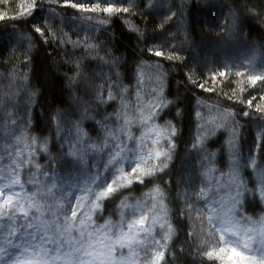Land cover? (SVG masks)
Returning <instances> with one entry per match:
<instances>
[{"label":"snow or ice","instance_id":"snow-or-ice-1","mask_svg":"<svg viewBox=\"0 0 264 264\" xmlns=\"http://www.w3.org/2000/svg\"><path fill=\"white\" fill-rule=\"evenodd\" d=\"M155 7L157 0L128 5L25 0L11 7V15L0 10L5 21L47 8L32 29L56 53L53 78L43 85L33 76L38 46L33 33L14 31L6 42L11 53L0 80L15 90L0 98L4 151L11 160L0 168V264H173L181 254L195 257L187 264H264V69L225 66L209 74L219 83L237 78L229 93L220 89L227 101L246 106L237 112L219 100L197 97L193 103L174 92L168 70L158 61L139 58L126 66V56L103 37L104 28L113 16L123 15L128 30L144 41L146 30L131 17L140 8ZM212 7L210 0H181L179 11L170 4L156 27L165 30L178 17L177 31L167 48L157 44L147 51L183 62L186 57L173 49L198 51L193 21L184 10L210 15ZM227 7L216 34L246 37L248 18L264 27V11L245 8L240 0ZM69 8L82 14L77 22L63 15ZM204 58L209 59L207 53ZM186 75L202 91L217 92L205 88V78L196 72ZM258 85L257 95L245 96ZM58 89L67 90V103L58 101ZM243 117L257 118L255 144L248 152ZM182 120L194 121V132L185 154L189 164L176 176L173 197L172 177L163 183L160 177L176 162ZM110 169L114 174L108 179ZM134 184L146 185V191L124 194ZM118 192V205L105 215V202ZM181 231L183 243L177 244Z\"/></svg>","mask_w":264,"mask_h":264},{"label":"trees","instance_id":"trees-1","mask_svg":"<svg viewBox=\"0 0 264 264\" xmlns=\"http://www.w3.org/2000/svg\"><path fill=\"white\" fill-rule=\"evenodd\" d=\"M82 0H80L81 2ZM85 2H94V0H83ZM25 0H0V10L8 11L9 15L12 14L11 7L13 5H19L24 3ZM102 2H114L116 4L128 5L133 0H102ZM193 3L199 4V0H192ZM212 9L210 15L201 12L197 9H185L184 15L186 19L193 21V37L196 41L198 51H188L186 49H173L180 51L186 58L183 62L168 61L164 58L152 57L147 51L149 47L157 44H164L167 48V43L170 39V34L177 31V26L180 21L179 18H174L172 22L166 25L165 30H160L156 27L162 20V18L168 14V8L171 4L173 10L179 11L181 0H157V7L153 9L140 8L139 15L131 17L134 22L143 27L148 38L144 41L137 39L135 33L130 32L125 24V17L123 15H116L112 17L110 25L105 26L103 31V37L110 40L115 45V50L119 53H123L126 56L125 65L131 67L135 61L139 58H150L154 62H160L169 72V81L173 91H179L184 97L192 98L193 103L195 98L203 97L208 98L209 103L219 100L220 102L234 106L237 112L246 111L247 108L243 104L233 103L227 101L224 97H221L220 89L223 87V92L229 93L232 88H236V79L232 78L231 82H228L227 78H223V83H219L214 80H209V74L216 68L230 66L233 70L237 68L246 67L252 71H260L264 69V27H262L257 19L248 18L243 24V31L247 33L246 37L230 40L222 35L216 34L223 26V21L226 18L228 12V5L231 4V0H210ZM240 3L245 8H255L257 12L264 11V0H240ZM65 18L70 21L71 19H77L82 14L78 13L75 9L62 10ZM48 14V9H37L32 16L20 17L16 19H7L0 21V72L7 67L5 60L11 53V45L7 44L8 37L11 36L14 31H27L32 32L38 41L37 49L32 54V67L34 79L43 85H47L53 78V69L51 68V61L56 55L53 52V45H49L43 42L38 34H35L32 25L40 23ZM202 22V23H201ZM203 24V27H202ZM205 29H212L209 31ZM175 43V41H171ZM207 53L209 59L204 58V54ZM67 70V66L61 65ZM194 71L200 77H204L202 81L207 87H215L216 93H209L202 91L192 83L186 75L189 71ZM197 79H199L197 77ZM14 91L8 81L0 80V98H2L8 91ZM260 91L258 85L255 89H249L245 94L257 95ZM58 101L67 103V90L61 92L57 90ZM259 102V101H257ZM47 107V105H45ZM251 120V123L249 121ZM245 132L243 138V148L245 152L254 147L255 144V129H256V117H243ZM91 123V122H89ZM181 134L177 139L178 148L176 150V162L172 169L160 177V182L163 183L167 176H171L173 184L171 187V194L175 197L176 192V176L181 173L189 164V160L185 158L186 152L190 147L191 134L194 132V121L182 120L180 122ZM99 129L97 128L92 132L95 135ZM4 128L0 125V168L6 167L7 163H11V160L7 158V154L4 151ZM223 140V136L220 137ZM211 146V142H210ZM55 150V146H54ZM113 170H108L106 176L111 179ZM147 183H151L148 181ZM146 191V185L134 184L125 190L124 194L128 192H134L133 195H138L142 191ZM120 193H115L109 198L105 204L107 212L110 213L113 208L118 205ZM139 198V197H138ZM135 201L129 200V203ZM259 211V209H255ZM126 215H130V210H125ZM251 211V209H250ZM114 221L118 220V215L112 217ZM177 222L183 228L184 221L182 218L177 217ZM103 223V221H99ZM198 226L196 222H193V227ZM184 233L181 231L180 238L176 241L177 244L183 243ZM11 249H9L10 251ZM16 255V254H14ZM189 259H195V257L189 258L183 254L178 256L173 264H187Z\"/></svg>","mask_w":264,"mask_h":264},{"label":"rangeland","instance_id":"rangeland-1","mask_svg":"<svg viewBox=\"0 0 264 264\" xmlns=\"http://www.w3.org/2000/svg\"><path fill=\"white\" fill-rule=\"evenodd\" d=\"M81 2H85V1L82 0ZM70 21H71V22H77V19H71ZM75 27L78 28V27H79V24H78V23H75ZM12 89H13V88H12ZM8 92H9V94H10V93H11V90H9ZM10 164H11V163L8 162L6 166H8V165H10ZM1 168H3V166H2ZM113 173H114V170H113ZM16 191H17V192H20V189L17 188ZM77 195H80V193H77ZM10 252H12V254H15V253H17V250L11 249Z\"/></svg>","mask_w":264,"mask_h":264}]
</instances>
